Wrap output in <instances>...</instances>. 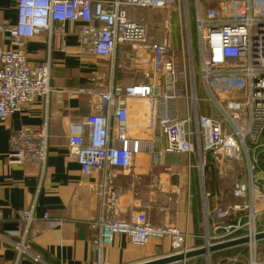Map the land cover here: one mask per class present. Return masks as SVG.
<instances>
[{
	"label": "built area",
	"instance_id": "2783aa9c",
	"mask_svg": "<svg viewBox=\"0 0 264 264\" xmlns=\"http://www.w3.org/2000/svg\"><path fill=\"white\" fill-rule=\"evenodd\" d=\"M180 1L16 0L15 23L0 26V33H6L7 41L14 46L0 52V124L38 97L47 104L52 93L51 63L31 66L22 49L24 40L46 32L50 43L55 24L78 23L80 49L108 63L111 82L101 92L77 90L90 96L97 112L72 120L66 138L80 174L96 171L102 175L92 191L99 199L100 212L89 223L97 231L92 243L99 255L116 235L139 247L166 239L172 255L190 251L186 231L169 224L155 226L146 211L131 213L125 219L118 217V202L107 169L131 170L141 153L147 154L154 166L161 165L164 156H186L189 163L195 159L201 176L210 165L221 180L231 178L233 202L205 212V246L246 237L254 249L255 235L264 231L256 222L264 214V186L259 184L257 173L259 153L264 152V0H225L219 9L205 11L198 5L193 17L196 59L189 32L185 33L182 56L170 55V16L163 21L161 40L156 41L145 23L132 20L129 14L131 9L173 5L180 18ZM183 19L187 30L188 13ZM122 70L133 74L132 81L113 85L115 72ZM130 102L148 106L140 127L128 121ZM201 104L206 105V113H202ZM140 129L148 138L132 132ZM47 141L45 122L38 128L13 131L8 138L9 159L16 164L29 163L36 171V193L45 178ZM34 208L35 199L21 213L23 229L17 241L0 236L16 251V261L28 256L42 263L31 247L33 237L42 232L34 226ZM243 211L236 223L219 225L218 221L228 215ZM43 219L48 220V215ZM49 223L54 227L61 222ZM238 258L230 261L237 263Z\"/></svg>",
	"mask_w": 264,
	"mask_h": 264
},
{
	"label": "crops",
	"instance_id": "0c3cea01",
	"mask_svg": "<svg viewBox=\"0 0 264 264\" xmlns=\"http://www.w3.org/2000/svg\"><path fill=\"white\" fill-rule=\"evenodd\" d=\"M15 4L16 0H0V26L15 23ZM183 18L182 12L178 18L181 35L183 25L186 24ZM79 27L78 23L55 24L50 43L47 41L46 32L23 41L22 49L31 66L45 61L51 63L52 93L47 104L38 97L32 104L23 106L20 112L12 115L4 124H0V236L6 240L17 241V234L23 229L21 213L35 199L37 220L34 226L42 229V232L33 237L31 247L42 263L35 262L28 256L16 261L14 248L0 240V264H143L172 255L170 241L166 239L153 240L148 245L139 247L128 242L125 237L116 235L112 243L101 250L100 255L92 243L97 238V231L89 223L100 212L99 199L92 191L102 175L96 171L87 176L80 174L76 160L68 152L66 138L72 120L97 112L90 103V96L79 94L77 90L92 88L101 92L111 82V77L106 59L80 49L77 41ZM5 34L0 33V52L14 48ZM190 37L194 38V33ZM183 40L186 38L181 36L180 53ZM194 47L195 38L193 49ZM115 73L113 85L132 81V73L123 70ZM127 107L129 123L140 127L148 106L142 102H130ZM201 111L207 112L206 105L204 108L201 105ZM43 122L48 129L49 148L45 178L36 193V171L29 163L16 164L9 159L8 138L13 131L23 127L38 128ZM132 132L139 138H148L147 133L141 129ZM195 162L192 158L189 163L186 156L169 155L164 156L161 165L154 166L152 159L141 153L136 156L131 170L108 168L106 175L117 198L118 217L125 219L131 213L146 211L151 224H169L186 231L189 235V250L204 247L205 212L225 207L229 203L225 199L228 190L212 166H206L201 176ZM209 173L217 175V183L211 182V178L208 180ZM259 173L262 174V171ZM205 194L209 196L205 197ZM228 194L232 196L231 187ZM44 215H48V220L43 219ZM237 218L222 219L218 223L220 226H227L236 223ZM58 220L61 222L58 226L53 227L49 223ZM261 221H264V214L256 220L260 231L264 230ZM210 235L212 231L209 232ZM257 244L264 246V239L257 241ZM231 249L236 247L213 252L208 257H194L174 264H201L202 257L212 261V264L220 261L240 264L241 257L237 263L230 261L234 257L229 251ZM259 264H264V260Z\"/></svg>",
	"mask_w": 264,
	"mask_h": 264
},
{
	"label": "rangeland",
	"instance_id": "374dc122",
	"mask_svg": "<svg viewBox=\"0 0 264 264\" xmlns=\"http://www.w3.org/2000/svg\"><path fill=\"white\" fill-rule=\"evenodd\" d=\"M225 1V0H181L180 3L182 4V12H184V14L188 13V17H189V24L187 25V30L186 32H189L190 34L194 33V21H193V17H194V13H195V9L198 5H200L202 11H205L209 8H213V9H219V6L221 5V2ZM131 19L132 20H142L145 25L147 26L148 29V33L151 36L152 39L159 41L160 38L163 36L164 34V27H163V21L166 17L170 16L171 17V21H172V28H171V34H170V38H172V45H171V51H170V55L175 56L176 58H180L182 55L180 53V48H181V36L185 39V24L183 21V35L180 34V21L178 20L179 16H178V12H176V10H174V6L171 5V7H164V8H157L154 10H147V9H142V8H137V9H131L129 12ZM193 38V37H192ZM184 43V47L186 46V40H183ZM193 43H194V38H193ZM186 50V49H185ZM195 47H194V51H193V55H194V59H196V55H195ZM187 55H186V65H187ZM195 71H197V85L199 86V81H200V72L198 71V64H195ZM202 107L204 108L205 105L201 104ZM260 171H257V173L259 174ZM208 175V180L209 178L214 179L215 183H217L218 178L217 175H214V173L212 174H207ZM259 184L264 186V173L262 172V174H259ZM222 184H225V189L228 190V192H226L225 195V199L227 198V200L229 202H232V196H230L229 191H230V187H231V178L226 177L222 180ZM207 185V176H206V184H205V188ZM208 190V189H207ZM225 190V191H226ZM261 224L264 226V221H261ZM253 247L250 248L249 244L246 243L243 246H238L236 247V249H231L229 251H231V255L233 256H239V258L241 259V263L240 264H254L257 263L259 264V262L262 260H264V246L261 245L259 246V244L256 245V247L254 249H252ZM201 264H212V261L210 262L209 260H207L206 258L202 257L201 259ZM217 263V261L215 262ZM227 261H220L217 264H226Z\"/></svg>",
	"mask_w": 264,
	"mask_h": 264
},
{
	"label": "water",
	"instance_id": "95a60500",
	"mask_svg": "<svg viewBox=\"0 0 264 264\" xmlns=\"http://www.w3.org/2000/svg\"><path fill=\"white\" fill-rule=\"evenodd\" d=\"M257 166H258V169H260V171L264 173V152L259 153V159H258ZM243 215H244V211L234 212L228 215L226 218H224V220L242 217ZM254 239L255 241H261L262 239H264V231L255 235ZM248 242H249V239H247L246 237L235 239V240H229L225 243L213 244L210 246H204L202 248L190 250L184 253H177L174 255L161 257L160 259L144 262L143 264H174L177 262L183 263L186 260L193 259L194 257H199V256L208 257L213 252L225 251L230 248L243 246L244 244Z\"/></svg>",
	"mask_w": 264,
	"mask_h": 264
},
{
	"label": "trees",
	"instance_id": "16d2710c",
	"mask_svg": "<svg viewBox=\"0 0 264 264\" xmlns=\"http://www.w3.org/2000/svg\"><path fill=\"white\" fill-rule=\"evenodd\" d=\"M211 174H212V173H211ZM211 182H214V179H212Z\"/></svg>",
	"mask_w": 264,
	"mask_h": 264
},
{
	"label": "bare ground",
	"instance_id": "6f19581e",
	"mask_svg": "<svg viewBox=\"0 0 264 264\" xmlns=\"http://www.w3.org/2000/svg\"><path fill=\"white\" fill-rule=\"evenodd\" d=\"M251 247H253L252 244H251Z\"/></svg>",
	"mask_w": 264,
	"mask_h": 264
}]
</instances>
